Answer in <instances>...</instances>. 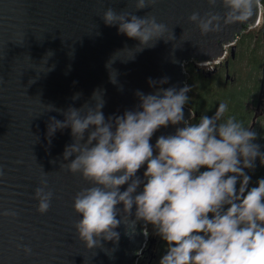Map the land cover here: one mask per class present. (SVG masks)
<instances>
[{
  "label": "water",
  "instance_id": "1",
  "mask_svg": "<svg viewBox=\"0 0 264 264\" xmlns=\"http://www.w3.org/2000/svg\"><path fill=\"white\" fill-rule=\"evenodd\" d=\"M108 7L141 17L150 12L168 26L165 38L171 41L160 40L154 48L135 53L138 40L119 33L118 25H105L102 16ZM208 10L207 0H156L137 12L135 0H0V166L4 173L0 212L18 213L16 218L0 215V264H136L147 239L142 220L135 228L130 222L127 229L121 224L116 229L118 243L102 241L103 248L88 250L78 238L74 225L80 216L74 211L73 197L88 185L79 174L60 168L62 162L75 158L63 160L65 147L74 142L71 128L58 129L48 137L50 117L64 121L69 107L79 109L85 102L94 105L95 90H103L106 119L123 115L138 108V90L145 94L161 87L179 90L185 86L183 61L220 62L228 52L234 54L243 32L259 27L263 78L255 117L259 115L264 98V8L260 3L244 24L201 35L188 17L194 11L203 15ZM215 10L223 13L221 7ZM49 51L54 55L45 64ZM53 65L54 70L43 72ZM110 71L117 74L115 84ZM164 77L169 78L167 84L151 87L148 83L150 78ZM77 93L80 98L73 100ZM49 105L60 111H49ZM192 114L184 106L185 120ZM177 127L183 124H169L153 134L154 155L157 138L175 134ZM145 171L146 164L137 176L143 179ZM43 172L48 173L54 195L49 211L40 214L34 197ZM134 213L135 207L130 219H135ZM18 244L30 247L31 255L26 256Z\"/></svg>",
  "mask_w": 264,
  "mask_h": 264
},
{
  "label": "clouds",
  "instance_id": "2",
  "mask_svg": "<svg viewBox=\"0 0 264 264\" xmlns=\"http://www.w3.org/2000/svg\"><path fill=\"white\" fill-rule=\"evenodd\" d=\"M155 3L135 0V12ZM207 3L209 10L203 15L194 11L188 17L201 35L248 22L261 0ZM217 7L223 13L216 11ZM102 19L105 25H118L119 33L139 41L135 53L154 48L160 40L171 41L165 38L168 26L150 12L141 17L108 7ZM53 55L52 51L45 55V64ZM107 67L111 68V62ZM114 73L110 71V80L115 84ZM168 80L150 78L148 83L155 87ZM190 91L187 84L179 90L157 88L152 94L138 90L140 103L136 110L106 119L102 112L103 90L97 89L92 94L94 105L85 102L79 109L69 107L63 113L64 121L50 117L49 138L58 129L70 127L74 140L65 147L63 160L75 158L62 162L60 168L79 174L88 185L73 197L74 211L80 216L74 227L88 250L103 248L102 241L118 243L120 233L116 229L121 224L127 229L130 222L135 228L142 220L151 224L167 244L159 264H264V178L257 181L258 186L249 188L251 178L245 172L255 168L257 158L264 163V152L254 142L258 134L235 116L227 115L225 102L219 104L213 116L202 115L198 122L189 123L184 106ZM80 95H74L73 100ZM48 107L49 111H60ZM169 124L183 127H177L175 134L159 136L154 155L150 140L159 128ZM145 164L142 179L137 172ZM201 168L207 170L201 172ZM3 174L0 166V176ZM47 175L41 174L40 186L35 189L40 214L49 211L54 195ZM134 207L135 219H130ZM0 215L16 218L18 213L9 209ZM144 234L148 235L146 230ZM17 247L26 256L32 253L26 245Z\"/></svg>",
  "mask_w": 264,
  "mask_h": 264
},
{
  "label": "trees",
  "instance_id": "3",
  "mask_svg": "<svg viewBox=\"0 0 264 264\" xmlns=\"http://www.w3.org/2000/svg\"><path fill=\"white\" fill-rule=\"evenodd\" d=\"M261 5L264 8V0ZM185 69L184 82L191 88L185 107L195 114L189 123L198 122L202 115L213 116L219 104L225 102L229 109L227 115L235 116L250 130L256 131L258 135L254 142L264 152V98L259 115L255 117L263 78V38L259 27L243 32L235 43L234 54L228 52L214 65L210 75L192 61ZM205 170L201 168L200 171ZM245 172L251 178L249 188L258 186L257 181L264 178V163L257 158L255 168L245 169ZM144 228L148 235L144 247L138 252L136 264H159L166 254L167 244L151 224H145Z\"/></svg>",
  "mask_w": 264,
  "mask_h": 264
},
{
  "label": "built area",
  "instance_id": "4",
  "mask_svg": "<svg viewBox=\"0 0 264 264\" xmlns=\"http://www.w3.org/2000/svg\"><path fill=\"white\" fill-rule=\"evenodd\" d=\"M189 61H192V62H194V60L192 59V60H188V61H183L182 62V70L183 71H186V69H185V67H186V65H187V63L189 62ZM219 62H217V63H211V62H206V63H197L196 65L198 66V67H200V68H202V67H204V66H214L215 64H218ZM184 84H185V82H184Z\"/></svg>",
  "mask_w": 264,
  "mask_h": 264
},
{
  "label": "rangeland",
  "instance_id": "5",
  "mask_svg": "<svg viewBox=\"0 0 264 264\" xmlns=\"http://www.w3.org/2000/svg\"><path fill=\"white\" fill-rule=\"evenodd\" d=\"M260 26V25H259ZM202 69H204L205 71H206V73L207 72H212L213 71V69H214V66L212 65V66H204V67H202Z\"/></svg>",
  "mask_w": 264,
  "mask_h": 264
}]
</instances>
